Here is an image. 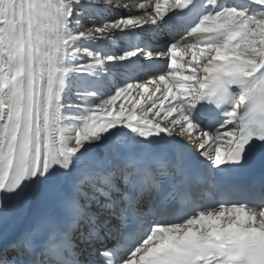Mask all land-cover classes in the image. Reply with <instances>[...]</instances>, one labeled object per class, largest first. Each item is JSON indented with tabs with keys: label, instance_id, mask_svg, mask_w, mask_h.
I'll return each instance as SVG.
<instances>
[{
	"label": "snow or ice",
	"instance_id": "1",
	"mask_svg": "<svg viewBox=\"0 0 264 264\" xmlns=\"http://www.w3.org/2000/svg\"><path fill=\"white\" fill-rule=\"evenodd\" d=\"M112 6L0 0V264H264V0Z\"/></svg>",
	"mask_w": 264,
	"mask_h": 264
},
{
	"label": "bare ground",
	"instance_id": "2",
	"mask_svg": "<svg viewBox=\"0 0 264 264\" xmlns=\"http://www.w3.org/2000/svg\"><path fill=\"white\" fill-rule=\"evenodd\" d=\"M113 2H114V0H101V3L104 6L109 7V8H114V10H115V14H113L111 16V19L110 20L116 19L120 15H129V14H133L134 15V14L137 13V10L135 8H134L135 10L132 9V12L129 13V12L124 11V9L122 7H113L112 6L113 5ZM88 23H90V20H86V24H88ZM150 28H151V25H146L145 26V29H146L145 32H144V35L145 36H148L150 34V32H149ZM137 31H139V30H137ZM141 59L143 60L144 58L141 57ZM144 79H147V77H144ZM74 99H75V94L74 93H70L69 94V100H74ZM26 218L27 217H24V216L19 217L18 219H16L14 221L13 226L22 229L23 222H24V220Z\"/></svg>",
	"mask_w": 264,
	"mask_h": 264
},
{
	"label": "rangeland",
	"instance_id": "3",
	"mask_svg": "<svg viewBox=\"0 0 264 264\" xmlns=\"http://www.w3.org/2000/svg\"><path fill=\"white\" fill-rule=\"evenodd\" d=\"M110 9H111L112 15L115 14L114 8H110ZM133 10H135V9L133 8ZM112 15L108 16L107 19L110 20ZM85 23H86V21H85Z\"/></svg>",
	"mask_w": 264,
	"mask_h": 264
}]
</instances>
